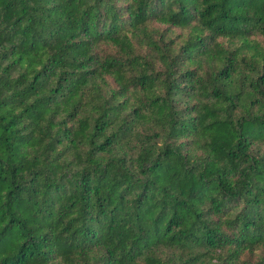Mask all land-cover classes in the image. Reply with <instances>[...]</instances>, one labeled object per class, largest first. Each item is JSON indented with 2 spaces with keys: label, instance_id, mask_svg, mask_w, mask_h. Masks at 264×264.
<instances>
[{
  "label": "trees",
  "instance_id": "16d2710c",
  "mask_svg": "<svg viewBox=\"0 0 264 264\" xmlns=\"http://www.w3.org/2000/svg\"><path fill=\"white\" fill-rule=\"evenodd\" d=\"M0 264H264V0H0Z\"/></svg>",
  "mask_w": 264,
  "mask_h": 264
}]
</instances>
